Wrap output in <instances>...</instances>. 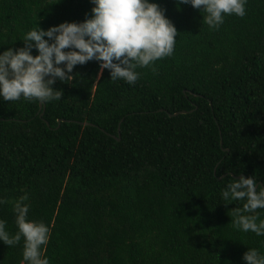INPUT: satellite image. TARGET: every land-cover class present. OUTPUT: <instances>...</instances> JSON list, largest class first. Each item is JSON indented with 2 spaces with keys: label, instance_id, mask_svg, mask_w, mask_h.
I'll list each match as a JSON object with an SVG mask.
<instances>
[{
  "label": "trees",
  "instance_id": "1",
  "mask_svg": "<svg viewBox=\"0 0 264 264\" xmlns=\"http://www.w3.org/2000/svg\"><path fill=\"white\" fill-rule=\"evenodd\" d=\"M148 2L173 24L176 43L171 56L138 67L134 84L88 61L56 80L60 100L0 97V200L27 194V220L50 229L41 246L49 264H245L248 249L264 255V236L232 226L245 201L221 195L241 176L264 188V0H246V15H226L218 29L190 4ZM94 6L0 0V54L24 47L33 27L84 22ZM247 214L264 220V209ZM0 221L18 231L11 204H0ZM23 243L0 241V264H27Z\"/></svg>",
  "mask_w": 264,
  "mask_h": 264
},
{
  "label": "clouds",
  "instance_id": "2",
  "mask_svg": "<svg viewBox=\"0 0 264 264\" xmlns=\"http://www.w3.org/2000/svg\"><path fill=\"white\" fill-rule=\"evenodd\" d=\"M95 5L92 16L82 23H61L47 31L33 27L23 37L24 47L0 54V97L4 101H17L23 97L31 102L60 100L62 91L54 90L56 80L67 81L74 66L88 61L101 62V72L110 71L111 80L122 79L134 84L138 67H151L157 60L169 57L174 51L177 31L165 18L164 12L148 0H91ZM201 9L203 23L218 29L226 15L243 18L246 0H178ZM47 37L48 39H44ZM35 48L38 55L30 53ZM68 49V51H64ZM64 67H60V65ZM155 69L153 68V71ZM227 202L245 201L242 208L233 209L232 226L243 232L264 236V220L258 221L257 209H264V188L257 190L256 180L244 178L228 184L222 191ZM25 194L11 204L18 231H6V222L0 221V241L15 246L23 238V261L27 264H49L42 258L41 246L49 242L50 229L43 222L28 221L29 205ZM245 264H264V255L257 249L243 254Z\"/></svg>",
  "mask_w": 264,
  "mask_h": 264
},
{
  "label": "water",
  "instance_id": "3",
  "mask_svg": "<svg viewBox=\"0 0 264 264\" xmlns=\"http://www.w3.org/2000/svg\"><path fill=\"white\" fill-rule=\"evenodd\" d=\"M173 115H175V114H173ZM117 140H118V138H116Z\"/></svg>",
  "mask_w": 264,
  "mask_h": 264
}]
</instances>
